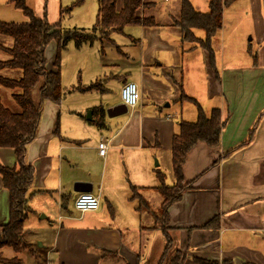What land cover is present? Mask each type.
Here are the masks:
<instances>
[{"label": "crops", "instance_id": "1", "mask_svg": "<svg viewBox=\"0 0 264 264\" xmlns=\"http://www.w3.org/2000/svg\"><path fill=\"white\" fill-rule=\"evenodd\" d=\"M141 2L136 16L152 19V26L125 27L109 41L97 37L79 47L71 41L59 52L62 97L58 104L42 105L36 137L25 154L24 165L34 169L29 190L34 194L28 202L33 214L23 224L20 253L27 264H168L162 258L168 237L172 249L185 255L184 264H194L193 259L264 264V116L251 136L254 120L238 116L234 100L224 111L218 107L226 120L219 146L197 143L188 153L182 175L189 188L168 208L166 223L152 214L159 211L162 198L157 209L150 206L158 194L157 170L166 185L173 184L171 142L182 119L177 111H168L171 104L177 103L181 112L189 104L181 99L184 90L199 83L205 84L208 98L226 102L227 89L242 75H249L251 82L264 78V69H259L264 61L259 55L257 68L251 63L246 72L226 70L218 52L216 81L203 50L182 49L180 30L173 25L179 19L180 0L162 11L160 0ZM208 2L202 6L206 10H198L190 1L198 13L208 11ZM122 6L123 0H115L116 12ZM248 7L253 36L264 56V0H250ZM72 29L88 31L82 26ZM48 46L47 60L56 55V43ZM7 58L0 50V61ZM125 82L137 85L140 102L132 112L111 113L109 118L108 110L123 105L119 93ZM95 84L98 87L82 90ZM103 142L107 149L101 157L97 147ZM14 165V151L0 148V166ZM75 184L88 185V193L99 198L98 210L90 212L94 215H76ZM132 188L141 190L146 210H137V200L130 199ZM53 203L57 217L49 222ZM68 207L75 214L68 213ZM9 211L0 177V235ZM232 234L236 237H227Z\"/></svg>", "mask_w": 264, "mask_h": 264}, {"label": "trees", "instance_id": "2", "mask_svg": "<svg viewBox=\"0 0 264 264\" xmlns=\"http://www.w3.org/2000/svg\"><path fill=\"white\" fill-rule=\"evenodd\" d=\"M17 1V0H16ZM236 0H209L208 11L196 12L189 0H180L179 19L173 23L180 30L182 49H201L208 56V62L215 80L219 81V67L217 46L220 40L223 8ZM16 8L22 10L29 21L21 24L0 22V36L9 38L12 44L9 48L0 46V50L7 55L6 61H0V148L14 151L15 165L11 168L0 166V177L3 188L9 195V222L2 227L0 235V251L8 247L15 254L21 251V240L24 235L23 224L27 217L33 214L28 207L32 197L29 190L34 179V169L31 165H24L27 147L34 141L41 115V108L45 102L58 104L61 100V88L57 61L60 50L69 42L79 47L84 43H91L97 37L109 41L112 33H122L125 27L152 26V19H139L137 10L143 6L141 0H123L119 12L115 10V0H98L95 24L92 29L59 30L58 24L50 25L45 18H34L21 1L15 3ZM70 8L67 9V12ZM201 33L198 37L196 34ZM56 43V55L53 65L56 71L45 70V49L50 42ZM98 87L97 84L83 88L89 90ZM37 89V91H35ZM6 96L2 97L3 92ZM37 94H36V93ZM185 101L196 108L195 119L180 120L177 133L171 142V170L173 184H165V176L157 170V193L162 198L159 211L152 214L166 223L168 208L178 202L189 185L184 183L182 168L188 153L197 143H204L209 148H217L220 143L221 131L226 120L221 118L218 108L208 113L198 102L187 95H181ZM100 119L103 112L100 110ZM253 132H251L252 136ZM228 153L224 158L228 157ZM141 190L131 189V200H137L138 211H144L148 204L140 195ZM165 223L162 230H166ZM209 227V226H207ZM163 260L167 258L172 248L168 237ZM186 257L177 249L167 259L169 264H184ZM194 264H214L199 259H193ZM0 264H21L12 258L5 259L0 255ZM224 264V263H223Z\"/></svg>", "mask_w": 264, "mask_h": 264}, {"label": "rangeland", "instance_id": "3", "mask_svg": "<svg viewBox=\"0 0 264 264\" xmlns=\"http://www.w3.org/2000/svg\"><path fill=\"white\" fill-rule=\"evenodd\" d=\"M18 1H21L24 4L25 8L31 12L34 18H45L50 25L58 24L57 26L59 30H71V28H80L81 26L91 30L95 24L96 0H0V22L7 24H21L29 21V18L23 14L22 10L16 8L15 3ZM160 1L162 5L159 11H162V8L167 4H169V6L179 4V0H167L166 2L165 0ZM190 1L198 10H206V7L203 9L205 6V0H189V2ZM249 2L250 0H236L231 5L223 8L222 29L220 32L217 52L220 53L221 63L226 70L238 69L239 72H246L247 70L252 69L251 63L254 68H257L259 67V65L257 66V57H259V55H261L264 61V56H262L259 51L262 47L257 45V40L253 36L252 19L248 7ZM69 8L70 11L67 12V9ZM1 39L3 43L2 47L9 48L11 46L12 41L9 38L1 37ZM132 46H134V44H132ZM49 47L50 45L47 49ZM188 47L189 46L187 45L184 49H187ZM187 54L190 55L189 53ZM194 55L197 56V54ZM63 56L64 54L62 52L61 62ZM54 61V53L50 58L48 56V60L45 56L46 71H51V69H53L52 66ZM259 69L263 70L264 66H260ZM196 80L200 81V79ZM203 82H205V79H203ZM231 86L232 89L230 91L227 89L226 102L223 100L221 101L217 96L208 98L209 95L204 93V90H207V88L203 83L202 86L201 83L194 84L190 88V91L185 89V93L183 94L194 96L193 98L196 99L206 113L219 106L224 111L229 103L235 102L236 106H238V109L236 110L238 116L247 115L245 118H253L254 122L249 131L253 132L256 127V121L264 116V104H262L264 103V78L260 77L259 80L257 79L254 82H251L249 75H242L236 79V83H233ZM35 91H37V89ZM234 91H236L237 94ZM1 92H3V90ZM3 94L2 97H5L7 93L3 92ZM231 94H233L234 97L229 101V96ZM233 100L234 102H232ZM71 102L74 101L72 100ZM168 111H177L182 120H190L191 118L194 120L196 116V108L191 104H184V108L181 112L177 103L171 104ZM155 199L156 201L153 200L150 203L152 209H157L159 207V202L161 201L158 194L155 196ZM55 210L56 207L53 203L54 216L52 218L50 213L47 214L49 222L56 221L57 212H55ZM69 212L71 213L72 209L68 207V213ZM94 214L95 213H87L86 216H92ZM76 215H79V213L76 212ZM26 225L29 226L30 223H27ZM227 237H236V234ZM2 250V258L11 259L15 256L12 250L8 247H5ZM174 250L175 248H171L168 254L170 255L174 253ZM16 257L22 261L21 264H27L25 257L21 253ZM164 261L168 263L167 258Z\"/></svg>", "mask_w": 264, "mask_h": 264}, {"label": "built area", "instance_id": "4", "mask_svg": "<svg viewBox=\"0 0 264 264\" xmlns=\"http://www.w3.org/2000/svg\"><path fill=\"white\" fill-rule=\"evenodd\" d=\"M120 101L127 111L132 112L140 102L138 87L133 82H125L120 89ZM107 149L106 143H101L97 147L98 155L103 157ZM75 211L80 214L95 212L99 208V198L91 193H78L73 200Z\"/></svg>", "mask_w": 264, "mask_h": 264}, {"label": "water", "instance_id": "5", "mask_svg": "<svg viewBox=\"0 0 264 264\" xmlns=\"http://www.w3.org/2000/svg\"><path fill=\"white\" fill-rule=\"evenodd\" d=\"M165 107H168V104H166ZM116 112L126 113V108L123 105H118L115 108H113L112 110L111 109L108 110L106 112V115H107V117L111 118L112 117L111 113H116ZM89 191H90V189H89L88 185H86V184H75L73 187L74 193H84V192H89Z\"/></svg>", "mask_w": 264, "mask_h": 264}]
</instances>
